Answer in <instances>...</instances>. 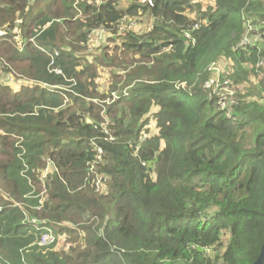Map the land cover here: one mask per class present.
Masks as SVG:
<instances>
[{
	"label": "trees",
	"instance_id": "1",
	"mask_svg": "<svg viewBox=\"0 0 264 264\" xmlns=\"http://www.w3.org/2000/svg\"><path fill=\"white\" fill-rule=\"evenodd\" d=\"M73 1L0 0V264H252L264 243V103L236 92L227 118L208 98L209 68L234 86L256 78L264 47L237 44L249 23L264 32V0H149L153 29L122 37L125 59L104 83L109 51L88 59L81 42L138 5L78 0L71 19ZM91 139L102 183L86 180ZM46 157L56 169L42 178ZM26 215L75 246L40 248Z\"/></svg>",
	"mask_w": 264,
	"mask_h": 264
},
{
	"label": "clouds",
	"instance_id": "2",
	"mask_svg": "<svg viewBox=\"0 0 264 264\" xmlns=\"http://www.w3.org/2000/svg\"><path fill=\"white\" fill-rule=\"evenodd\" d=\"M117 1L120 3L121 6H123V9L125 8L126 5L130 6V7L133 6V5H138L136 7L137 10H136V12H132V13H129V14L125 12L121 18L116 19L115 21H108L104 25L102 24L101 25L102 28H100V29L92 28V29L86 31V40L82 41L81 45H82V47L84 49L83 51L86 54L88 52L87 49H89L92 54L93 53L95 54L94 56H91L92 59L95 56H97V54L101 51V49L104 46H107V45L111 44L112 42H114L115 44L120 43L123 40L122 37L127 38L128 34H126V33H129V32H137L138 33V30L131 29V28L128 27L130 25V21H131L130 17L140 16V15H142V13H145L147 17L150 15V13H148L146 11H143V7H142V5H145L149 0H130L129 3L126 4V5H122V0H117ZM69 2L71 3L72 0H66L67 5L69 6V8H71ZM73 4L75 6V14H74L73 17H71V19L77 17V11H78L77 6L79 4L78 0H74ZM59 20L60 19H56V21H59ZM153 26H154V17L151 15L150 16V22L148 23L147 31H145V32L151 31L153 29ZM139 27L143 28L144 27V23L143 24L140 23ZM198 27H199V24L194 29H197ZM192 29H193V26H192ZM191 30H189V31L191 32ZM183 31H185V30H182V37H184ZM191 34H192V32H191ZM191 38L194 39V42H192ZM191 38L189 39L187 37L186 38L184 37V39H185V41L187 43H191L192 45H194L196 43V38L193 35H191ZM171 49H172V44L170 43V44L166 45L165 47H163L161 51L170 52ZM49 55H50V57L53 56L54 57V61L56 62V57L53 54H51V53H49ZM134 57L139 58L140 54L136 53V54H134ZM54 65H55V63H54ZM134 65H135V63H132L129 66V68L134 67ZM57 67H59V66H57ZM51 72H53V71H51ZM0 74H1V69H0ZM210 74H212L211 71H210ZM178 84H180V86H182V87L184 86V85H181V83H178ZM108 124H110L109 121L107 119H105L104 121L99 123V126L103 129L104 133L109 135V138L112 139L113 136H112L111 132L108 131V127H107ZM93 127L94 128H98V125L95 124ZM105 129H106V131H105ZM22 140H23V137H19V141L17 142V146L22 148L21 153H18V157L21 160L22 164L24 166H27V162H26L27 160L23 157V155L25 153V149L20 144V141H22ZM91 144L94 147V152L95 153H94L93 159L91 161L86 162V168H87L86 169V180L92 179V180L97 181V183H102L103 176L101 175V172H99L97 170V165L102 161L104 150L95 141V139H91ZM96 147H100L102 149V151H103V154H102L101 160L98 163H96L94 168L92 169V168H90V163L95 159ZM46 161H47L46 168H47L48 165L50 166L49 171L56 169V166L53 165V162H52L50 157H46ZM45 172H46V169H45ZM44 177H45V174H43L42 178H44ZM43 189H45V187ZM0 210H1V208H0ZM29 218H34V219L37 220V222L35 224H33L29 220ZM25 220L35 226V230L37 231L35 234H37V236H38L37 239H36V244L37 245H38V239L40 237V234L44 233L47 229H51L52 232L55 234V236L57 238V243L55 245H53L52 247H50V249H55V247L58 246L60 243H61V246L65 245V244H69V243L61 242L59 237H58V235H57V233H56V231L53 229V227H51L50 224L46 225L44 220H40V219H37L35 217H28L27 215H26ZM58 224H60V225L61 224H68L69 225L70 223H58ZM39 247L42 248L41 246H39ZM42 250L46 251L44 249H42ZM64 250H66V249L64 248Z\"/></svg>",
	"mask_w": 264,
	"mask_h": 264
},
{
	"label": "built area",
	"instance_id": "3",
	"mask_svg": "<svg viewBox=\"0 0 264 264\" xmlns=\"http://www.w3.org/2000/svg\"><path fill=\"white\" fill-rule=\"evenodd\" d=\"M264 24V23H262ZM261 24V25H262ZM198 26L197 23L193 25V29ZM249 33L251 35H249ZM183 35L186 38H191V32L189 30L183 31ZM264 38V32L260 31V27H256L253 25V23L247 24L246 31L244 32L243 38L238 42L237 47H256L257 49L260 47H264V43H260V37ZM192 39V42H194V39ZM54 57H50V63L49 65H54ZM216 65V66H215ZM252 65V64H251ZM250 65V66H251ZM211 67L209 70L212 72V75H214L215 81L213 80L210 84V92L208 94L209 99L215 98V104L218 107L219 110L223 111L227 118H233L232 116V108L238 104V98L236 96V91L234 89V85H232V82H227V80L221 81L220 75H222L223 71L217 64L212 63L210 65ZM256 69H254L257 76H259V79L264 82V58L259 56L258 61L255 65ZM55 73H60L61 69L59 67L54 68L53 70ZM261 74V77H260ZM181 85H184V83H181ZM214 97V98H213ZM261 101H264V94L261 98ZM106 131V129H105ZM103 151L100 147H96V156L95 159L90 163V168H94L95 164L98 163L101 160ZM50 166L48 165L46 168V173L49 171ZM29 220L35 224L37 222L34 218H29ZM57 243V238L55 234L52 232L51 229H47L44 233L40 234V237L38 239V245L41 247H52ZM70 247V244H65L64 248L68 250Z\"/></svg>",
	"mask_w": 264,
	"mask_h": 264
},
{
	"label": "rangeland",
	"instance_id": "4",
	"mask_svg": "<svg viewBox=\"0 0 264 264\" xmlns=\"http://www.w3.org/2000/svg\"><path fill=\"white\" fill-rule=\"evenodd\" d=\"M129 1L130 0H122V5L128 4ZM128 7H130V6H127L126 5L124 9H126ZM130 19H131V21H130V25L128 26L129 28L138 30V32H139L140 31V27H139L140 23L141 24L144 23V27L143 28L145 29V31H147L148 23L150 22V18H148L145 13H142V15H140V16L130 17ZM93 28L94 29H100L102 27H101V25H99V26H96V27H93ZM143 28H141V30H143ZM249 35H251V34L249 33ZM260 43H264V38L262 36L260 37ZM116 45L117 44H115L114 42H112L111 44H109V45L106 46V49L105 50H109V52L107 53L108 56H107V59H106V65H104L105 66L104 67L105 70L101 68V70H103L104 72H102L101 70H98V75L100 77L99 78V83H104L105 82L104 77L107 78L108 75H109V71L112 72L111 68H112V65H115L113 63L116 60L121 59V61H122L123 59H125V57L121 54V52L119 51V49L116 48ZM102 50H104V49H102ZM87 51L88 52H87L86 56H87L88 59H91V56H94L95 54L94 53L92 54L89 49H87ZM131 58L132 57L129 55L128 69H130L129 66L132 64V63H130V59ZM222 61H224V62L226 61L224 56H222ZM122 68L123 67H120L118 69V67H116V71L122 72V70H121ZM255 77L256 78H252L251 81H249L247 83L240 84V86H234V89H235L236 92H238L239 94H242V95L244 93H247V94L250 93V94H248V96H249L248 98H255V99H257L258 101L261 102V98L263 97V94H264V82H262L259 79V76H255ZM260 77H261V74H260ZM248 98H246V99H248ZM262 103H264V101H262ZM248 140L250 141L251 138L248 139ZM42 187L43 188L46 187V183H43L42 184ZM223 238H224L223 241L225 242V240H226L225 235H224ZM70 243L69 244L71 246H75V244H76L74 242H70ZM225 245H226V242H225ZM223 246H221L220 248L216 249L215 251L213 250V252H215L213 254V256L215 254H217V255L221 254L223 252V249H224ZM60 247H61V243L59 244V246L57 247V249L60 250ZM63 248H64V245H63ZM51 250H55V249H51Z\"/></svg>",
	"mask_w": 264,
	"mask_h": 264
},
{
	"label": "water",
	"instance_id": "5",
	"mask_svg": "<svg viewBox=\"0 0 264 264\" xmlns=\"http://www.w3.org/2000/svg\"><path fill=\"white\" fill-rule=\"evenodd\" d=\"M252 264H264V243L260 248V252L256 258V260Z\"/></svg>",
	"mask_w": 264,
	"mask_h": 264
}]
</instances>
